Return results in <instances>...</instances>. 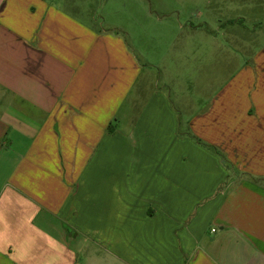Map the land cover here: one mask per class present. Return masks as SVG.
<instances>
[{"label": "crops", "instance_id": "1", "mask_svg": "<svg viewBox=\"0 0 264 264\" xmlns=\"http://www.w3.org/2000/svg\"><path fill=\"white\" fill-rule=\"evenodd\" d=\"M210 1L157 28L247 50L194 109L131 32L0 0V264H264V0Z\"/></svg>", "mask_w": 264, "mask_h": 264}, {"label": "rangeland", "instance_id": "2", "mask_svg": "<svg viewBox=\"0 0 264 264\" xmlns=\"http://www.w3.org/2000/svg\"><path fill=\"white\" fill-rule=\"evenodd\" d=\"M73 3L87 9L90 16L95 17L102 28L115 24L119 27L115 30L120 34L125 36L131 32L130 40L138 45L140 61L148 59L147 55L152 59L153 52L158 48L157 57L164 60L165 65L168 66L171 82L180 80L181 84L182 81L180 90L186 91L187 104L194 109L201 105L197 99L208 100L221 83H225L231 74L238 71L242 62L239 57H242V54L247 55L245 53L247 50L241 49L238 52L228 48V54L224 55L216 50V53L212 52L202 39L196 38L197 36L194 37L196 39L191 38L193 36L191 33H181L178 44L176 43L177 45L169 52L164 50L168 39L166 34L157 28L172 24L171 22L196 25L204 19L205 10L210 13L212 8L207 7L209 3L212 4L210 0L202 3L195 0H73ZM90 16L84 19L89 20ZM254 24L257 25V22ZM224 29L225 26L221 27L217 34L218 43L221 45L228 42L226 37L228 33ZM250 33V37L253 38V32ZM193 42L198 43L196 48ZM205 51L208 55H205Z\"/></svg>", "mask_w": 264, "mask_h": 264}, {"label": "trees", "instance_id": "3", "mask_svg": "<svg viewBox=\"0 0 264 264\" xmlns=\"http://www.w3.org/2000/svg\"><path fill=\"white\" fill-rule=\"evenodd\" d=\"M191 138L197 142L199 145L203 146L204 148H206L207 150L213 152L214 154L218 155L219 158L221 159L222 163L228 167V163L227 160L225 159V157L223 156V154H221L215 147L206 144L205 142L201 141L200 139H198L197 137L191 135Z\"/></svg>", "mask_w": 264, "mask_h": 264}]
</instances>
